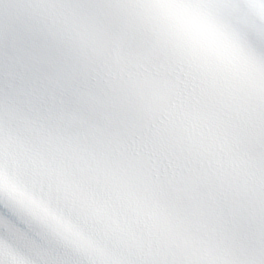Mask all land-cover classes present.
I'll use <instances>...</instances> for the list:
<instances>
[{"label": "snow or ice", "instance_id": "snow-or-ice-1", "mask_svg": "<svg viewBox=\"0 0 264 264\" xmlns=\"http://www.w3.org/2000/svg\"><path fill=\"white\" fill-rule=\"evenodd\" d=\"M0 264H264V0H0Z\"/></svg>", "mask_w": 264, "mask_h": 264}]
</instances>
